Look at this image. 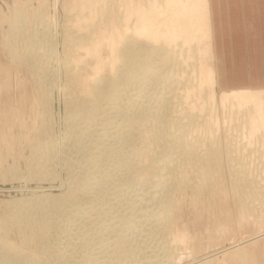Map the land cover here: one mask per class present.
<instances>
[{
  "label": "rangeland",
  "instance_id": "obj_1",
  "mask_svg": "<svg viewBox=\"0 0 264 264\" xmlns=\"http://www.w3.org/2000/svg\"><path fill=\"white\" fill-rule=\"evenodd\" d=\"M52 1L0 0V181L3 179L2 175H7L5 181L8 183L13 180L20 186L31 184L33 172L36 170L35 158L39 159L43 151L50 155L46 147L47 137L38 131L41 122L44 123L45 132L52 136L58 137L66 131L65 118L73 112L74 105L70 104V108L65 107L60 101L57 107L56 105L47 106L49 111L46 110L47 108L43 110L42 105L45 102L46 93L50 91L48 89L50 85L48 86L47 83L51 77L49 72L56 67V62L65 61L71 68L79 70L74 77H71L66 70H59L56 80L51 85L59 87L66 94L70 93L81 101H94L95 106L99 105L98 110L93 111L92 119L79 118V125L82 127L85 125L83 128L85 135L80 138L84 149L81 146L83 151H80L83 153L76 152L77 160L74 156L77 154H73L77 164L75 168L81 167L83 170L82 167H84L86 171L81 179L72 178L73 185L81 184L86 179H93L92 181L95 182L96 190L93 191L95 193L92 192L95 196L92 195L90 198L91 203L88 196L85 199L89 202L84 198L80 199L83 203L80 205L85 207L90 203V207H86L85 210L92 208V211L89 209L86 215L83 214L81 221L73 219L74 222H71L69 219L68 223V213L71 216L73 212H69V208L67 210L63 208L65 211L58 209V215L55 213L53 216L63 218V222L59 223L60 219L52 218V221H57H51L55 225V230L50 227V236L46 239L49 243H47L50 244L51 239L55 238L57 244L62 242L59 247H64V238L59 233L61 228L62 231L66 229H70L71 232L78 231L76 233L79 237L75 240H78V244L74 243V249L77 252L70 253L74 257L69 261L72 264L73 261L77 262L74 264H88L90 260L92 262L90 261L89 264H93L95 260L97 264H114L118 261L117 264H264V112L262 114L264 79L258 80L257 85L247 83L246 73L242 70L244 60L241 56L235 57L233 54L237 53L236 50L241 51L239 47H243L245 41L230 40L229 37L234 33L230 36L229 25L222 23L226 13L229 12L228 8H225V6L228 7V0H162L165 2L164 6L156 3L157 0H57L58 6L56 5L54 11L51 9ZM19 6L25 7V26L21 28L19 36H10L9 43H6V38L11 33V30H8L7 17H10V12ZM38 11L41 21L37 20L32 28L33 18ZM214 11L217 25L214 23ZM129 32L137 39L138 37L146 38L148 43L153 41L155 43L159 39L172 45L174 42L181 41L184 44H181L180 48L183 45H185L183 47L190 46L188 49L191 48L192 43H196L193 40H197V46L201 49L199 54L204 57L205 53L204 61L214 54L213 71L206 65L198 74L195 72L184 74V71L174 69L173 65L167 68L168 74L173 73L171 84L162 85L163 82L159 77L150 75L149 78L145 75L142 78L139 75V79L140 71L135 69V73L139 71L137 78L126 81L124 76L119 77L116 86L119 90L116 89L111 94L110 87L103 83L100 88L105 95L94 99L90 92V83L101 76L116 72L120 63L118 48ZM42 36H46L43 41H41ZM203 41L208 43L204 44ZM38 42L43 53L37 51L34 55L30 48L37 46ZM187 42L191 44H186ZM204 45H208L207 48ZM55 47L56 52H54ZM203 47L204 50H202ZM11 52L16 54L17 62L11 59ZM36 63L44 67L34 72L30 68ZM183 65L187 66V61H184ZM38 71L40 74L37 73ZM197 75H201V78ZM44 77L47 84L39 81V78L41 80ZM160 93L161 95L164 93V105L161 109H159L160 106L155 105L157 102L154 98ZM237 98L250 102L243 104L241 101H236ZM127 104L126 107L130 110L128 112L127 109L120 108ZM163 108L166 112L164 114L171 113L172 118H180L177 120L182 122L181 126H166L160 118L163 117L164 111L161 112ZM158 109L160 114L157 115L154 110ZM184 113L188 114L185 116ZM189 114L192 116L190 120L187 119ZM158 116H160V122L157 121ZM124 123L126 125H123ZM125 127H128L127 130ZM76 129L74 128L72 132L77 133ZM165 130L169 133L179 130L178 134L184 130L176 139V143L175 140L173 141L176 146L173 144L175 150H172L171 156H168L169 152L165 151L166 146L162 144L166 141L165 137L156 139L157 145L154 141L153 143L149 141L160 131ZM87 141L88 144L89 142L92 144L88 145ZM120 152H124L126 156ZM161 156H168L166 159L170 164V167L162 168L163 174L167 177L165 182L171 181L177 184L167 194V202L172 207L167 215L161 213L163 208L159 209L160 203H151L155 205V209L151 204V207L147 206L146 209L137 200L147 189L154 187L151 185V179L158 171L155 160ZM127 157H129L128 160L130 159V166L126 164ZM58 166L62 164L55 163V167L59 168ZM46 167L45 162L41 164L42 169H47ZM59 169L57 173L64 177ZM238 178L243 180H239L238 183H241L239 187H234L238 185H235ZM136 179L139 181L138 184ZM143 180L150 182L146 183ZM250 188L255 193H251ZM250 194H253L252 198ZM19 196L13 192L10 194L0 192L1 236L13 244L10 248L8 244L0 247V258L6 255L11 261L14 255L15 261L20 262L25 258L22 262L25 264L30 259L33 260L34 252L43 249L47 258L54 259L57 247L54 249L55 252L52 249L57 244L46 245L45 239H38L37 235L29 230L24 218H18L20 213H17L11 205V208L6 205L10 199L19 198ZM93 201L96 207H92ZM98 206L108 207H105V211L101 209V212ZM152 207L153 214L150 212ZM157 208L161 211L159 212ZM97 209L100 211L97 212ZM63 212L67 213L66 216L62 215ZM89 213H92L89 215L90 219ZM156 213L160 216L166 215L165 219L163 218V227L159 231L150 230L148 235L146 230H143V221L147 216L157 215ZM56 223L59 225L56 226ZM65 225L66 228H64ZM92 229L95 231L93 232ZM70 230L67 231L70 232ZM56 235L62 238L56 239ZM121 235L122 239H118ZM14 247L22 254H13ZM108 251H110L109 254ZM239 251L243 252V258H240Z\"/></svg>",
  "mask_w": 264,
  "mask_h": 264
},
{
  "label": "bare ground",
  "instance_id": "obj_2",
  "mask_svg": "<svg viewBox=\"0 0 264 264\" xmlns=\"http://www.w3.org/2000/svg\"><path fill=\"white\" fill-rule=\"evenodd\" d=\"M167 1H169V0H167ZM206 1V0H205ZM53 2V7L51 8L52 9V11H54L55 10V8L58 6L57 5V0H53L52 1ZM156 3H158V4H160V5H162V6H164V4H165V2H162V0H157V2ZM180 3V2H179ZM181 4V3H180ZM184 3H182V5H183ZM57 5V6H56ZM161 6V7H162ZM48 7V6H47ZM183 8L185 7V6H182ZM24 10H25V7L24 6H19V7H16V9H14V10H12L11 12H10V17H7V20H8V27L10 28H8V30L10 31L11 30V33H10V35L6 38V43H9V38H10V36L11 37H16V36H19L20 35V33H21V28L22 27H24L25 26V23H24V21H25V18H26V14H25V12H24ZM164 11V10H163ZM166 11H167V9H166ZM174 11V10H173ZM178 12V11H177ZM166 14H167V12H165ZM174 13V12H173ZM171 14V13H170ZM147 15V14H146ZM177 15V14H176ZM41 21V16H40V14H39V11L38 12H36L35 13V16H34V18H33V23L31 24L32 25V28H33V25L35 24V22L36 21ZM132 20V19H131ZM143 20V19H142ZM133 22V20L131 21V23ZM129 25V24H128ZM141 25V24H140ZM145 25V24H144ZM130 26V25H129ZM138 27H139V25H138ZM142 27V26H141ZM27 28H29V27H27ZM26 28V29H27ZM31 27H30V29H32ZM34 30V29H33ZM85 30V29H84ZM129 30V29H128ZM147 30V29H146ZM87 31V30H86ZM31 32V31H30ZM174 33V32H173ZM180 33V32H179ZM181 34V33H180ZM172 35V34H171ZM179 34H178V32H177V36H178ZM47 36V35H46ZM46 36L45 37H41V41H43V40H45V38H46ZM84 36H85V34L83 35V38H84ZM175 36V35H174ZM182 36V35H181ZM181 36H180V38H181ZM205 36H206V38H207V35L205 34ZM125 37V36H124ZM169 37V36H168ZM184 37V36H183ZM209 37V36H208ZM80 38H82V36L80 37ZM135 38V40H133ZM172 38V37H171ZM201 38V37H200ZM205 38V39H206ZM146 38H144V37H138V39L136 38V36L134 37V35H132L130 32L129 33H127L126 34V37L125 38H123V40H122V42H120L121 44L119 45V48H118V57H120V63H118L119 65H118V67H117V70H116V72H114V73H112V75H107V76H101V77H99L96 81H93V82H91L90 83V85H89V88H90V92L93 94V97H94V99H98V97L99 98H102V96H104L105 95V93H104V91L100 88V85L101 84H103V83H106L109 87H110V89H109V91H111L110 92V94L111 93H113V91L114 90H116L117 89V79L119 78V77H121V76H124V78H125V80L126 81H128L129 79H131V78H134V77H136L137 76V73L140 71V74H138V76L140 75L141 77L142 76H147L148 75V77L150 78V75L151 76H154V77H159V79L163 82V84L162 85H169V84H171V82H170V80H171V78H172V74L170 75V73L168 74V72H167V68L168 67H170V66H173L174 65V69H176V70H178V71H180V72H183L184 71V74H188V73H190V72H195V74H198L200 71H202L203 70V68L207 65V66H209L210 67V69L213 71V69H212V64H213V61H214V54H211V56L209 57V59L207 60V61H204V58H205V53H204V57H203V55H200L199 54V52H200V48H199V46H197V40H193V42L195 41L196 43H190L191 44V48L190 49H188L189 47H183V46H185V45H183L182 47H183V49L181 50V48H180V45L181 44H184L183 42L181 43V41H177V42H174V43H172V45H169L165 40H159L158 39V41L157 42H155V43H151L150 41V43H148V41H146L145 40ZM208 39V38H207ZM210 40V39H209ZM208 40V42H210ZM40 41V42H41ZM183 41V40H182ZM40 42H38V45L37 46H35V47H31L30 48V50L32 51L31 53H33L34 55H36V52L37 51H40L41 53H43V51H42V49L40 48V46H39V43ZM204 42V41H203ZM207 41H205L204 42V44L206 43ZM207 42V43H208ZM188 42L186 43V44H189ZM119 44V43H118ZM36 45V44H35ZM47 46V45H46ZM49 46V45H48ZM208 46V45H207ZM207 46H205L204 45V47H206L207 48ZM204 47L202 48V50H204ZM54 52H56V47L54 48ZM64 50V49H63ZM205 50H207V49H205ZM203 52V51H202ZM212 52V51H211ZM210 52V53H211ZM46 53V52H45ZM70 53V52H69ZM209 53V54H210ZM11 56V59L13 60V62H17V60H16V54L14 53V52H11V54H10ZM39 55V54H38ZM41 55V54H40ZM39 55V56H40ZM46 55V54H45ZM179 56H181V58L179 57ZM31 57H32V55H31ZM38 57V56H37ZM54 57V56H53ZM34 58H36V57H34ZM33 58V59H34ZM45 58V57H44ZM58 58V57H57ZM10 59V60H11ZM47 59V58H46ZM64 59H65V56H64ZM35 60V59H34ZM49 60V59H48ZM57 60V59H56ZM59 60V59H58ZM61 60V59H60ZM37 61V60H36ZM46 61V60H45ZM184 61H187V66H184L183 65V62ZM43 63V62H42ZM46 63V62H45ZM74 65V64H73ZM186 65V64H185ZM56 67H54V68H52L50 71L51 72H49V74L51 75V77H50V79L49 80H47V81H49V82H47L46 81V78L44 79H41L40 80V78H39V81H40V83H48V86L50 85V88H48L50 91L48 92V93H46V97H45V102L44 103H42V105H43V110H45V108H47L46 110L47 111H49L48 109V107L47 106H49V107H53V105H56V107L57 106H59L60 104V101L62 102V104L63 105H65V107L67 106V107H69L70 108V104H73L74 105V107H73V112L70 114V115H68L67 116V118H65L66 120H65V122H64V124H65V127H66V131L64 132V133H62V135H60V136H58V137H56V136H52L51 134H48V133H46L45 132V130H44V123L43 122H41V119H40V122H41V124H39L40 126H39V129H38V131H40V134L42 133L45 137H47V143H48V145L46 146L47 147V150L50 152V155H48V154H46V153H44V151H43V153H42V155H40V157H39V159H36L35 158V162H34V167H36L35 169V172H33L34 174H33V176L34 177H32V179H33V181H31L30 183L31 184H33V185H31V184H25V186H20V185H18V184H16V182L15 181H13L12 179V181L10 182V183H8V182H6L5 180H6V178L5 177H7V175L6 176H4V175H2L3 177H1V178H3L2 179V181H0V192H2V193H7V194H10V192H13L14 194H19L20 196H19V198L18 197H14V198H12V199H10V201H8L7 203L8 204H6L7 206H9L10 207V205L13 207V209H16V211H17V213L19 212L20 214H19V216H18V218H21V217H23L24 218V220H25V223L27 224V226H29L28 228H29V230L34 234V235H37V237H38V239H42L43 238V240L47 243L48 241L46 240V239H48V236H50V230L51 229H53V230H55V225H53L54 223H52L55 219H60L59 218V216H57V218H54L56 215H58V213H57V210L58 209H61V211L63 210V208L65 209V210H67L68 208L70 209H68V211L70 212V211H72L73 213H71V216H70V213H68L69 214V217H68V219H67V221L69 220V219H71V222L73 221V219L74 220H76V219H78V220H80L81 221V218H83L82 217V215L83 214H85L86 215V212L87 211H90L89 209H87V211L85 210V208L86 207H90V203H91V201H92V199H90V198H92V195H93V193H95V192H93V191H95L96 189H94V188H96L95 187V182L94 181H92L91 179L89 180V179H84L83 181L84 182H82V181H80V182H82L81 184H77L76 185V183H74V185H73V180H72V178H74V177H76V178H80L81 179V177H83V176H85V170H84V167H82L83 168V170L81 169V167H80V165L78 166V167H80L79 169H77V168H75V166L77 165V164H75L76 162V160L78 159V152L80 151V150H82L81 149V146H82V142L80 143V138H82V136L83 135H85V130H83V128H84V126L82 127V126H80L79 125V118H86V117H89V118H93V116H94V112L93 111H96V110H98V108H97V106H99V105H96L95 106V104L93 103V102H85L84 100H82L81 101V99H78L77 97H75V96H73L72 94H70V93H65V91L64 90H62V89H60L59 87H57V86H55V85H51L52 83H53V81L54 80H56V76H57V73H58V71L59 70H66V72L68 71L69 73H70V76L71 77H74V75L75 74H77V70H79L78 68L76 69V68H71V66L70 65H68L67 63H65V61H63V62H56V65H55ZM40 67H42V65L41 64H39V63H36V64H34V66L32 67V68H30L32 71H34V72H36ZM44 67V66H43ZM42 67V68H43ZM186 67H187V69H186ZM135 69H138L139 71H136L137 73H135ZM31 71V72H32ZM41 71H43V70H41ZM47 71H49V70H47ZM40 71H38L37 73H39ZM66 72H64V73H66ZM202 73H204V71L202 72ZM215 73V72H214ZM40 74V73H39ZM119 74H121V75H119ZM210 74V73H209ZM35 75V74H34ZM119 75V76H118ZM38 76V75H37ZM140 76L138 77L139 79H140ZM197 76H199V75H197ZM204 76V75H203ZM202 76V77H203ZM176 77V76H175ZM184 77V76H183ZM196 77V76H195ZM200 78H201V75L199 76ZM37 78V77H36ZM137 78V77H136ZM143 78V77H142ZM155 78V79H156ZM205 78V77H204ZM211 78H213L214 79V76L213 75H211ZM72 79V78H71ZM154 79V80H155ZM176 79V78H175ZM203 79V78H202ZM159 80V81H160ZM38 81V82H39ZM173 81V80H172ZM214 82V81H213ZM212 82V83H213ZM46 83V84H47ZM181 83H182V81H181ZM198 83V82H197ZM193 85H194V83H193ZM195 85H196V83H195ZM197 86V85H196ZM213 86V85H212ZM211 86V87H212ZM45 88V87H44ZM119 90V88L117 89V91ZM46 92V91H45ZM115 93V92H114ZM240 93V92H239ZM184 94V93H183ZM261 95H263V94H261ZM163 96H164V93H162V95H161V93L160 94H158V95H156L154 98H155V102H157L158 103V101H160L158 104L156 103L155 104V102H154V104L157 106H160V108L159 109H161L163 106L162 105H164V101H163ZM258 96V95H257ZM251 97V96H250ZM260 97V96H259ZM263 97V96H262ZM233 98V97H232ZM236 98V97H235ZM253 99V98H252ZM238 100V98L236 99V101ZM254 100V99H253ZM239 102L241 101V100H238ZM243 101H245V102H243ZM243 101H241L243 104L245 103H247V102H250V101H247L246 102V100H243ZM260 101V100H259ZM43 102V101H42ZM238 102V103H239ZM253 102V101H252ZM256 102V101H255ZM260 102H262V101H260ZM235 103V102H234ZM237 103V102H236ZM241 103V104H242ZM131 104V103H130ZM129 104V105H130ZM153 104V105H154ZM175 104V103H174ZM255 104V103H254ZM257 104V103H256ZM263 104V103H262ZM41 105V104H40ZM70 105V106H69ZM151 106H152V104H150ZM234 105V104H233ZM240 105V104H239ZM251 105H253V103L251 104ZM126 106H128V104L127 105H125V106H121L120 108L121 109H124V110H126L127 109V112H128V108L129 107H126ZM238 106V105H237ZM65 107H63L65 110H66V108ZM131 107V106H130ZM183 107H185V106H183ZM235 107V106H234ZM238 107H241V106H238ZM237 107V108H238ZM244 107H246V105L244 106ZM132 108V107H131ZM130 108V109H131ZM135 108V107H134ZM133 108V109H134ZM137 108V107H136ZM153 108V107H152ZM247 108H250V106L248 107L247 106ZM255 108V107H254ZM259 108V107H258ZM262 108H264V107H262ZM100 109V108H99ZM102 109V108H101ZM138 109V108H137ZM155 109V108H154ZM156 109H157V107H156ZM154 110V111H156L157 112V115L158 114H160V110ZM165 108H163L162 109V111L161 112H163L162 114H163V117L161 116H158V118L160 117L161 119H162V121H164V123L166 124V126H168V125H173V126H175V127H178V126H181V123L182 122H180V121H178L179 119L178 118H172V116H170L171 115V113L169 114V115H167V114H164V113H166L165 112V110H164ZM241 109H243L242 107H241ZM245 109V108H244ZM250 109H253L252 107L250 108ZM256 109V108H255ZM42 110V111H43ZM53 110V109H52ZM52 110H50V111H52ZM152 111H153V109H151ZM150 110V111H151ZM254 110V109H253ZM252 110V111H253ZM257 110V109H256ZM259 110V109H258ZM46 111V112H47ZM101 111V110H100ZM130 111V110H129ZM133 111H135V110H133ZM151 111V112H152ZM174 111H176L175 110V108H174ZM173 111V112H174ZM180 111H181V109H180ZM242 111V110H241ZM248 111H249V109H248ZM43 112H45V111H43ZM126 112V113H127ZM136 113L138 112V110L137 111H135ZM143 112H144V110H143ZM149 112V111H148ZM156 112H155V114H156ZM244 112V111H243ZM256 112V111H255ZM263 112H264V109H263V111H262V114H263ZM136 113H134V114H136ZM145 113V112H144ZM253 113V112H252ZM252 113H251V115H252ZM259 113L261 114V111H259ZM259 113H258V116H259ZM97 114V113H96ZM146 114H147V112H146ZM153 115H155L154 113H152ZM188 114V113H187ZM186 114V115H187ZM191 114V113H190ZM189 114V116H187L188 118L187 119H189V118H192V116ZM245 114H247V113H245ZM257 114V113H256ZM255 114V115H256ZM148 115V114H147ZM150 115V114H149ZM157 115H155V117H157ZM184 115H185V113H184ZM185 115V116H186ZM244 115V114H243ZM264 115V114H263ZM131 116H133V115H131ZM140 116V115H139ZM176 116V115H175ZM247 116V115H246ZM257 116V115H256ZM155 117H152V118H155ZM183 117V116H182ZM181 117V118H182ZM247 117H249V116H247ZM252 117H253V115H252ZM255 117V116H254ZM261 117V116H260ZM40 118H42V116H40ZM157 119V118H155V119H157V121L158 122H160V120L161 119ZM264 118V117H263ZM42 119H44V118H42ZM178 119V120H177ZM251 119V118H250ZM255 119H257V117L255 118ZM254 119V120H255ZM186 120V119H185ZM190 120V119H189ZM43 121V120H42ZM161 121V122H162ZM188 121V120H187ZM249 121V120H248ZM252 121V120H251ZM45 122V121H44ZM256 122V121H255ZM249 123V122H248ZM116 124V123H115ZM247 124V123H246ZM123 125H126L125 123L123 124ZM122 125V126H123ZM118 126H120V124L118 125ZM117 126V127H118ZM182 126H184V124L182 125ZM109 127H111V126H109ZM112 127H114V126H112ZM131 127V126H130ZM74 128H77L76 129V131H77V133H74V132H72V130H74ZM127 128L128 127H125V129L127 130ZM113 129V128H112ZM178 129V128H177ZM176 129V130H177ZM180 129H182L181 127H180ZM184 129V128H183ZM89 130V129H88ZM88 130H86V131H88ZM91 130V129H90ZM89 130V131H90ZM103 130H105V129H103ZM88 131V132H89ZM179 131V130H178ZM178 131H176L175 133H169L168 131H160V133H156L157 135H156V137H154V138H151L149 141H152V143H153V141H154V143H155V145H157L156 144V141L158 140V138H161L162 136H163V138L165 137L166 139V141H165V143H163L162 142V144L164 145V146H166V149H165V151L167 150V152H169V153H167L168 154V156L171 154V152H172V150L174 149V143H173V141L175 140V143H176V139L178 138V137H180V135L184 132V130H183V132H181L180 131V133L178 134ZM71 133L73 134V135H71ZM87 134V133H86ZM155 136V135H154ZM137 137V136H136ZM153 137V136H152ZM157 139V140H156ZM81 141H83V139H81ZM83 143H85V142H83ZM87 144H88V141H87ZM89 144H90V142H89ZM88 144V145H89ZM92 144V143H91ZM90 144V145H91ZM174 144V145H173ZM84 146V145H83ZM82 146V148L84 149V147ZM86 146V145H85ZM176 146V145H175ZM90 147V146H89ZM87 149H88V147H87ZM90 149H91V147H90ZM90 149H88V150H90ZM86 150V149H85ZM87 150V151H88ZM175 150V149H174ZM173 150V151H174ZM83 151V150H82ZM93 151V150H92ZM95 151V150H94ZM77 152V153H76ZM176 152V151H175ZM81 153H83V152H81L80 151V153L79 154H81ZM86 153V152H85ZM122 152H120V154H121ZM73 154H77V155H74V156H76L77 158H76V160L74 161V159L75 158H73L74 156H73ZM123 155L125 154L124 152L122 153ZM129 154V153H128ZM94 155V154H93ZM122 155V156H123ZM181 155V154H180ZM39 156V155H38ZM50 156V157H49ZM81 156V155H80ZM124 156H126V155H124ZM129 156V155H128ZM168 156H161V158H158V159H156L155 160V162H156V165H155V167H157L156 168V170H158L157 171V173L156 174H154L155 176L153 177V179H151V182H152V184L151 185H153L154 187L151 189V188H149V189H147L146 190V192L145 193H143V195L142 196H139L138 198H137V200H138V202L140 203V205L141 206H144V207H146V209H147V206H150V204L152 203V204H154V203H160L161 205H159L160 206V208L159 209H161V208H163V211H161V210H159L158 208V210H159V212L161 211V213H164V214H168L169 213V211L171 210V206L169 205V203L167 202V194L169 193V192H171V190H173V188L177 185L176 183V185L174 184V183H172L171 181L170 182H165L166 180H165V175L163 174V169L162 168H165V167H170V164H169V162L167 161V159L166 158H168ZM171 156V155H170ZM179 156V155H178ZM52 157V158H51ZM82 157H83V154H82ZM88 157V156H87ZM97 157V156H96ZM152 157V156H151ZM38 158V157H37ZM85 158V157H84ZM89 158V157H88ZM92 158V157H91ZM128 158L129 157H127V161H126V164L128 165V166H130V164H129V160H128ZM237 158V157H236ZM236 158H235V160H236ZM57 159V160H56ZM90 159V158H89ZM95 159V158H94ZM123 159H126V158H123ZM122 159V160H123ZM178 159H180V156H179V158ZM237 159H239V157L237 158ZM59 160V161H58ZM60 160H62V161H60ZM86 160V159H85ZM92 160V159H91ZM83 161H84V159H83ZM90 161V160H89ZM123 161H125V160H123ZM170 161V160H169ZM243 161V160H242ZM45 162V164L47 165V169H42L41 168V164L42 163H44ZM57 162H60V164H62V166H58L59 168L60 167H62V168H56L55 167V163H57ZM62 162V163H61ZM86 162V161H85ZM236 162V161H235ZM239 162V161H238ZM87 163V162H86ZM131 163V162H130ZM152 163H153V160H152ZM126 164H124V166L126 165ZM241 164H242V162H241ZM58 165V164H57ZM120 165V164H119ZM174 165V164H173ZM32 166V165H31ZM88 166V165H87ZM123 166V167H124ZM127 166V167H128ZM33 167V166H32ZM44 167V166H43ZM89 167V166H88ZM126 167V166H125ZM87 168V167H86ZM57 169H59V172H63V174H64V177H61L60 176V173H57ZM76 169V170H75ZM125 169H127V168H125ZM28 170H30V169H28ZM238 170V169H237ZM89 172V171H88ZM97 172V171H96ZM8 173V172H7ZM15 173V172H14ZM90 173V172H89ZM92 174H93V172H92ZM87 175V174H86ZM164 176V177H163ZM29 177V176H28ZM30 177V178H31ZM89 177V176H88ZM87 177V178H88ZM93 177V176H92ZM152 177V176H151ZM12 178H14V177H12ZM167 178V177H166ZM170 180V179H169ZM237 180V183H235V185L236 184H238V185H236V186H234V187H239L240 186V184L238 183L239 182V180H243L242 178L240 179V178H238V179H236ZM7 181H9V180H7ZM27 181V180H26ZM25 181V182H26ZM73 181V182H72ZM142 181V180H141ZM143 181H146V180H143ZM149 181V180H148ZM148 181H146V183L148 182ZM137 182H139V181H137V179H136V183ZM150 182V181H149ZM148 182V183H149ZM174 182V181H173ZM240 182H242V181H240ZM19 183V182H18ZM77 183H78V181H77ZM135 183V184H136ZM20 184V183H19ZM98 184V183H97ZM138 184V183H137ZM145 184V183H144ZM150 185V184H149ZM137 186V185H136ZM141 186V185H140ZM242 186H244L243 184H242ZM22 187H24V188H22ZM249 187V186H248ZM244 188V187H243ZM94 189V190H93ZM237 189V188H236ZM247 189V188H246ZM250 190L252 191L251 193H255L253 190H252V188H250ZM249 190V191H250ZM240 191V190H239ZM249 191H246V192H249ZM256 191V190H255ZM93 192V193H92ZM142 192V191H141ZM250 193V192H249ZM247 194V193H246ZM257 194V193H256ZM249 195V194H248ZM12 196H14V195H12ZM88 196V199H89V201H90V203H89V205H87L86 204V206L84 207L83 205H80V203H82V202H80V199L81 198H86ZM93 196H95V195H93ZM250 196H251V198H252V196H253V194L251 195L250 194ZM10 198V197H9ZM251 198H249V199H251ZM88 199H85V200H87L88 201ZM243 199V198H242ZM248 199V200H249ZM2 200V199H1ZM136 200V199H135ZM241 200V199H240ZM88 201V202H89ZM137 202V201H136ZM242 202V201H241ZM250 202H251V200H250ZM102 203V202H101ZM139 203H137V204H139ZM244 203V202H243ZM83 204V203H82ZM93 205H92V207L93 206H95L96 207V204L94 205V201H93V203H92ZM108 204V203H107ZM151 204V205H152ZM157 204V205H158ZM156 205V206H157ZM72 206H73V210H72ZM81 206V207H80ZM82 206H83V208H82ZM108 206H110V204L108 205ZM108 206H98L99 207V209L101 210H103V211H105V207H108ZM153 206V205H152ZM155 206V205H154ZM153 206V207H154ZM158 206V207H159ZM95 207H94V209H95ZM113 207V206H112ZM151 207V206H150ZM153 207L152 208H150V212L153 214ZM11 208V207H10ZM110 208V207H109ZM141 208V207H140ZM143 208V207H142ZM9 209V208H8ZM12 209V210H13ZM93 209V210H94ZM144 209V208H143ZM145 209V210H146ZM154 209H155V207H154ZM11 210V211H12ZM65 210H63V211H65ZM100 210H96L97 212H99ZM102 210H101V212H102ZM109 210V209H108ZM144 210V211H145ZM68 211H66V212H68ZM92 211V210H91ZM113 211V210H112ZM141 211V210H140ZM143 211V210H142ZM141 211V212H142ZM143 211V212H144ZM147 211V210H146ZM153 211V212H152ZM165 211V212H164ZM62 213V215H65L66 216V214L67 213ZM13 213H15L14 212V210H13ZM16 213V214H17ZM55 213H57L55 216H53ZM93 213V212H92ZM92 213H89L88 214V218L90 219L91 218V216L89 217V215L91 214L92 215ZM150 213V214H151ZM16 214H15V216H16ZM96 214V213H95ZM102 214V213H101ZM157 214V213H156ZM97 215V214H96ZM103 215V214H102ZM101 215V216H102ZM162 216H160V214H157V215H150L149 217L147 216V218H145V222L143 221V225H144V227H143V225L141 226V228L143 227V230L146 232V233H148V235H149V232H151V231H154V230H156V231H159V230H161L162 229V227H163V218L164 217H166V215H163V214H161ZM64 216V217H65ZM68 216V215H67ZM95 216V215H94ZM104 216V215H103ZM114 216V215H113ZM97 217V216H96ZM168 217V216H167ZM23 218H21V219H23ZM52 218H54V220L52 221ZM87 218V217H86ZM87 218V219H88ZM113 218V217H112ZM119 218V217H118ZM64 219H66V218H64ZM116 219V218H115ZM165 219V218H164ZM61 221H59V223L61 222H63V218H61L60 219ZM105 220H107V219H105ZM110 220V219H109ZM118 220V219H117ZM120 220V219H119ZM23 221V220H22ZM52 221V222H51ZM57 221V220H56ZM56 221H54V222H56ZM87 221V220H86ZM89 221V220H88ZM115 221V220H114ZM121 221V220H120ZM74 222V221H73ZM83 222V221H82ZM95 222H97V221H95ZM109 222H111V221H109ZM113 222V221H112ZM52 223V225H50ZM59 223L57 224L56 223V226L57 225H59ZM68 223H69V221H68ZM118 223V222H117ZM26 224H24V225H26ZM65 224H67V223H65ZM88 224V223H87ZM116 224V223H115ZM119 224H120V222H119ZM50 225V226H49ZM62 225V224H61ZM64 225V224H63ZM69 225V224H68ZM72 225H74V224H72ZM114 225V224H113ZM116 225H118V224H116ZM125 226V225H124ZM123 226V227H124ZM26 227V226H25ZM50 227H51V229H50ZM53 227V228H52ZM93 227H95V225H93ZM27 228V227H26ZM58 228H60V227H58ZM57 228V229H58ZM64 228H66V225H65V227ZM78 228V227H77ZM96 228V227H95ZM94 228V229H95ZM112 228V227H111ZM130 228H132V227H130ZM91 228H89V230H90ZM94 229H92V231L94 230ZM97 229H99L98 227H97ZM101 229V228H100ZM99 229V230H100ZM128 229V228H127ZM1 226H0V247L2 246V245H4V244H8V248H10V247H12L13 246V244H12V242H9L5 237H2L1 236ZM64 230V229H63ZM67 230H70V229H66V230H64V231H62V228H61V231H59V233H61L60 235L64 238V241H65V246L62 248H60L59 247V245L62 243L61 241H60V244H57L55 241L56 240H54V239H51V242H50V244L52 245V243H56L57 244V246L55 245V247L53 246V251H54V249H55V253L56 254H54V256L55 257H53L54 259H52V260H50L49 258H47V256H46V253H45V250H43L42 249V251L40 250V251H37V252H34L33 254H32V257H33V260L31 261V259H30V261L32 262H30V261H27V260H25V264H72V263H70L69 261L70 260H72V259H74V257H73V255H70V253H71V251H72V253H74V252H77L75 249H74V246H75V242H77V241H75L76 239H78V234L76 233V232H78V231H74V232H71V230H70V232L69 231H67ZM88 230V231H89ZM132 230V229H131ZM140 230H142V229H140ZM151 230V231H150ZM86 231V230H85ZM95 231V230H94ZM93 231V232H94ZM126 231V230H125ZM87 232V231H86ZM85 232V233H86ZM97 232V231H96ZM95 232V233H96ZM127 232V231H126ZM95 233H94V235H95ZM106 233V232H105ZM129 233V232H128ZM160 233V232H159ZM158 233V234H159ZM58 234V233H57ZM77 234V235H76ZM81 234V233H80ZM79 234V235H80ZM88 234V233H87ZM86 234V235H87ZM92 234V233H91ZM121 234V233H120ZM151 234V233H150ZM154 234H155V232H154ZM59 235V234H58ZM59 235V236H60ZM104 235V234H103ZM113 235V234H112ZM122 235H123V233H122ZM122 235L121 236H118V239H122ZM127 235V234H126ZM153 235V234H152ZM57 236V235H56ZM88 236V235H87ZM90 236V235H89ZM88 236V237H89ZM96 236V235H95ZM106 236V235H105ZM159 237L161 236L160 234L158 235ZM62 237H56V239L58 238H62ZM98 237V236H97ZM120 237V238H119ZM124 237V236H123ZM146 237V236H145ZM148 237V236H147ZM99 238H100V235H99ZM252 238V237H251ZM80 239V238H79ZM106 239V238H105ZM104 239V240H105ZM50 240V239H49ZM87 240V239H86ZM85 240V241H86ZM89 240H90V238H89ZM102 240V239H101ZM107 240V239H106ZM105 240V241H106ZM148 240V239H147ZM37 241H39V240H37ZM42 241V240H41ZM53 241V242H52ZM63 241V240H62ZM81 240H79V242H80ZM96 241V240H95ZM146 241V240H145ZM160 241V240H159ZM244 241H246V240H244ZM44 242V243H45ZM84 242V241H83ZM92 242V241H91ZM104 242V241H103ZM109 242H110V240H109ZM108 242V243H109ZM111 242H113V241H111ZM161 242H162V240H161ZM49 243V242H48ZM46 244V245H50V244ZM64 243V242H63ZM86 243V242H85ZM101 243V242H100ZM163 243V242H162ZM238 243V242H237ZM40 244H41V242H40ZM39 244V245H40ZM74 244V245H73ZM77 244H78V242H77ZM50 245V246H51ZM72 245V246H71ZM80 245H81V243H80ZM101 245V244H100ZM111 245V244H110ZM109 245V246H110ZM163 245V244H162ZM235 245V244H234ZM44 246V245H43ZM84 246V245H83ZM82 246V247H83ZM85 246H87V245H85ZM99 246V245H98ZM107 246V245H106ZM108 246V247H109ZM78 247H79V245H78ZM78 247H76L77 249H78ZM81 247V248H82ZM88 247V246H87ZM101 247H103V245L101 246ZM101 247H99V248H101ZM105 247V246H104ZM107 247V248H108ZM41 248V247H40ZM45 248V247H44ZM48 248H50V247H48ZM47 248V249H48ZM80 248V249H81ZM98 248V247H97ZM110 248V247H109ZM112 248V247H111ZM161 248V247H160ZM85 249V248H84ZM115 249V248H114ZM162 249V248H161ZM166 249H167V247H166ZM165 249V250H166ZM82 250V249H81ZM80 250V251H81ZM87 250V249H86ZM112 250H113V248H112ZM164 250V251H165ZM47 251V250H46ZM74 251V252H73ZM79 251V250H78ZM115 251V250H114ZM162 251H163V249H162ZM161 251V252H162ZM82 252V251H81ZM80 252V253H81ZM97 252V251H96ZM160 252V251H159ZM18 253H21V252H19V250H17L15 247H14V252H13V254H18ZM48 253V252H47ZM71 253V254H72ZM85 253V252H84ZM106 253V252H105ZM110 253V251H108V254ZM113 254H114V252H112ZM165 253V252H164ZM12 254V255H13ZM22 254V253H21ZM21 254H20V257H21ZM79 254V253H78ZM88 254V253H87ZM89 254H90V252H89ZM112 254V255H113ZM19 255V254H18ZM75 255V254H74ZM116 255V254H115ZM114 255V256H115ZM124 255V254H123ZM123 255H122V257H123ZM81 255H79V257H80ZM84 256H85V254H84ZM84 256H82V258L84 257ZM158 256V255H157ZM239 256H240V258H243L244 257V254H243V252L242 251H239ZM4 258H0V264H18V260H13V257H14V255H13V257L12 256H10V257H12V259H11V261L10 260H8L9 259V257L7 256L6 257V255L5 256H3ZM25 257V256H24ZM73 257V258H72ZM90 257V256H89ZM89 257H87V259L89 258ZM95 257H97L96 255H95ZM117 257V256H116ZM161 257V256H160ZM15 258H17V257H15ZM18 258H19V256H18ZM17 258V259H18ZM23 258V257H22ZM72 258V259H71ZM81 258V257H80ZM101 258V257H100ZM114 258V257H113ZM159 258V257H158ZM19 259H21V258H19ZM25 259V258H24ZM24 259H22V260H20V262H19V264L21 263L22 264V262H24ZM117 259V258H116ZM162 259V258H161ZM13 260V261H12ZM84 260H85V258H84ZM94 260V259H93ZM79 261V260H78ZM91 261V260H90ZM90 261L88 262V264L90 263ZM111 261V260H110ZM29 262V263H28ZM80 262V261H79ZM82 262V261H81ZM80 262V263H81ZM92 262V261H91ZM95 262H96V264H97V260H95ZM94 262V263H95ZM115 262V261H114ZM119 262V261H118ZM118 262H116V263H114V264H117ZM166 262V261H165ZM207 262V261H206ZM74 263H77V262H75V261H73V264ZM93 263V264H94ZM172 263V262H171ZM193 263V262H192ZM165 264H167V263H165ZM174 264V263H173Z\"/></svg>",
  "mask_w": 264,
  "mask_h": 264
},
{
  "label": "crops",
  "instance_id": "obj_3",
  "mask_svg": "<svg viewBox=\"0 0 264 264\" xmlns=\"http://www.w3.org/2000/svg\"><path fill=\"white\" fill-rule=\"evenodd\" d=\"M228 3L225 8L229 12L222 23L229 25L230 36L234 33L230 40L245 41L243 47H239L241 51L233 54L244 60L242 70L247 83L257 85L258 80L264 79V0H228ZM215 15L214 11L217 25Z\"/></svg>",
  "mask_w": 264,
  "mask_h": 264
}]
</instances>
